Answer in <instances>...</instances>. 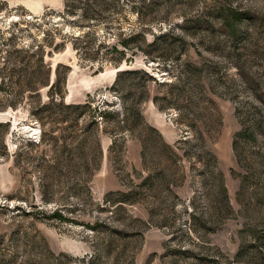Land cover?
<instances>
[{"label":"rangeland","instance_id":"rangeland-1","mask_svg":"<svg viewBox=\"0 0 264 264\" xmlns=\"http://www.w3.org/2000/svg\"><path fill=\"white\" fill-rule=\"evenodd\" d=\"M0 264H264V0H0Z\"/></svg>","mask_w":264,"mask_h":264},{"label":"trees","instance_id":"trees-1","mask_svg":"<svg viewBox=\"0 0 264 264\" xmlns=\"http://www.w3.org/2000/svg\"><path fill=\"white\" fill-rule=\"evenodd\" d=\"M133 39H136L137 36H132ZM121 41V44L123 43L124 45H126L127 43L124 42L123 40H120ZM115 49V48H114ZM37 67H40V65L42 64V60L41 59H38L36 60V63ZM35 72V71H34ZM123 72H132V70H125ZM123 73H119L118 76L122 75ZM32 79H28V82H30ZM33 80H35V78H33ZM58 81V77H56V81ZM59 106H65L66 108L70 109V110H78V109H81L82 107H84V105H81V104H64L63 100H60L59 101Z\"/></svg>","mask_w":264,"mask_h":264}]
</instances>
